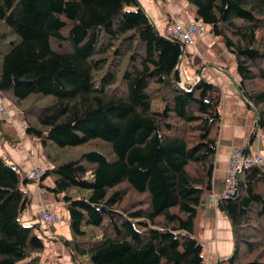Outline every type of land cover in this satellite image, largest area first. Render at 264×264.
<instances>
[{"label": "trees", "instance_id": "16d2710c", "mask_svg": "<svg viewBox=\"0 0 264 264\" xmlns=\"http://www.w3.org/2000/svg\"><path fill=\"white\" fill-rule=\"evenodd\" d=\"M183 1L232 56L264 135V0ZM184 48L136 0H0V96L11 94L49 166L33 182L0 157V264H39L40 223L21 221L31 183L67 214L70 264H204L198 221L221 93L202 78L180 88ZM32 94L53 99L37 114L41 129L19 106ZM89 142L96 151L74 161L47 153ZM216 207L229 223L228 264H264V166L245 169Z\"/></svg>", "mask_w": 264, "mask_h": 264}, {"label": "crops", "instance_id": "0c3cea01", "mask_svg": "<svg viewBox=\"0 0 264 264\" xmlns=\"http://www.w3.org/2000/svg\"><path fill=\"white\" fill-rule=\"evenodd\" d=\"M136 1L158 33H164L172 19L182 24L196 21L193 9L183 0ZM185 54L188 58L182 57L178 69L181 84L189 86L202 78L216 85L221 93L219 136L210 193L213 197H220L225 188L227 161L233 151L243 148L252 152L253 148H256L262 153L264 152V140L257 138L252 143H248L255 127V113L238 91L239 81L235 74L233 58L222 45L204 32L194 38V48L185 47ZM10 104L6 98L0 96V107L5 110V113H0V120L6 124L4 133H0V157L8 164L16 166L24 176L34 167L47 169L49 166L42 156L41 148L36 146L35 139L24 134V118L21 114L13 112ZM10 140H15L14 144ZM42 184L44 185V182ZM51 185L52 182L45 186ZM25 189L28 193L29 204L21 215V221L26 225H31L38 221L37 211L41 209L53 211L54 206L57 205L55 206L57 211L62 213L53 212V215L57 223L60 222V225L65 226L67 216L61 203H56L52 195L39 188L37 183L28 184ZM34 216L35 219L32 218ZM198 229L204 264H220L225 261L232 251L229 223L216 206L208 205L207 200L198 221ZM52 233L46 226L42 229L41 235L45 240L44 250L39 254V264L43 261L46 262L45 264H55L56 260L59 264H67L66 260L69 256L62 247L61 239Z\"/></svg>", "mask_w": 264, "mask_h": 264}, {"label": "built area", "instance_id": "2783aa9c", "mask_svg": "<svg viewBox=\"0 0 264 264\" xmlns=\"http://www.w3.org/2000/svg\"><path fill=\"white\" fill-rule=\"evenodd\" d=\"M205 26L200 21H194L187 24H182L176 19H172L170 24L166 27L165 33L168 37L183 47L194 48V38L199 34L205 32ZM163 34V33H159ZM196 52V50L194 51ZM182 58H179L176 70L179 76V66L181 64ZM195 83V82H194ZM193 83V84H194ZM178 84V83H177ZM180 88L184 89L189 86H184L180 82ZM0 113H5V110L0 107ZM252 152H246L243 148H237L233 151L229 157L225 170V180H224V192L220 197L228 198L231 197L236 191V180L240 174L249 167L253 165L264 166V152L260 153L256 148H253ZM45 167H34L28 173H26L25 178L37 182L40 177L44 174ZM220 197L209 196L207 203L210 206H216L217 200ZM37 219L40 224L50 225L56 223V218L53 213L47 209H41L37 213Z\"/></svg>", "mask_w": 264, "mask_h": 264}, {"label": "rangeland", "instance_id": "374dc122", "mask_svg": "<svg viewBox=\"0 0 264 264\" xmlns=\"http://www.w3.org/2000/svg\"><path fill=\"white\" fill-rule=\"evenodd\" d=\"M189 7L191 9H193L191 6H189ZM193 11H194V9H193ZM205 33H208L207 30H205ZM185 55H187V54H185V48H184V53H183L182 56L185 57ZM185 58H188V57L186 56ZM187 64H188V62H187ZM3 96L7 99V102L9 104L12 103V104H10L11 108H12V111L15 112L16 114H21V112L18 109V106L16 105L15 100L13 99L11 94L3 93ZM52 100L53 99L51 97H49V96L41 97L39 95L32 94V95H29L24 100H22L19 103V106L23 110L24 116H25L26 120L29 122V124H31V126H33L34 128H38V129L40 128L41 129L42 127H40L39 122L37 121V114L40 112V110L43 107L50 105ZM254 119H255V116H254ZM5 126H6L5 122L3 120L2 121L0 120V133L1 134L4 133L3 130H5ZM15 138H17L16 135H15ZM257 138H259L260 140H262V139L264 140L263 133H261L260 131H257L255 140ZM10 141H12L13 143L15 142V140H10ZM35 141H36V146L38 148H40L39 142L37 140H35ZM97 143L100 144L101 142L97 141ZM263 144H264V142H263ZM90 151H96V149H94L93 143L91 144V142H89L86 145L77 146V147H64V148L55 147V148H52V149L50 148V149L47 150V153L50 156H52L54 162H56L57 164H62V163H66V162H69V161H74L77 158H79V156L81 154H84V153L86 154V153H88ZM51 181H52V178L50 176H47L45 178V181H43V182H44V185H47ZM55 206H57V205H55ZM55 206H54L53 211H51V210H49V211H51L52 213L53 212L54 213H56V212L57 213H62V212H58L57 211L58 209ZM37 213H38V211H37ZM56 216L58 217V219H60V217L58 215H56ZM66 216H67V214H66ZM64 224H65V226L64 225H60V222L57 223V221H56V223H52L50 225L40 224V229L41 228L44 229V227L46 226V228L48 230H51L53 232L52 234H56L61 240H70L71 236H70V231H69V228H68V224H67L66 221L64 222ZM63 229H65V230H63ZM66 230H67V232H66ZM60 233H62V235ZM44 240L45 239H42L43 242H44ZM84 260H85V258H80V263L81 264H85ZM67 261H68L67 264H70V260L67 259L66 262ZM43 263L45 264L46 262L43 261L41 264H43ZM54 263L55 264H59V261L56 260V262H54ZM220 264H228V262L225 260V261H222Z\"/></svg>", "mask_w": 264, "mask_h": 264}, {"label": "water", "instance_id": "95a60500", "mask_svg": "<svg viewBox=\"0 0 264 264\" xmlns=\"http://www.w3.org/2000/svg\"><path fill=\"white\" fill-rule=\"evenodd\" d=\"M153 26V25H152ZM14 82L16 83V81L14 80ZM257 127L255 126L254 128H253V132H252V136L250 137V139H249V141H248V143L250 144V143H252L253 142V140L255 139V136H256V131H257V129H256Z\"/></svg>", "mask_w": 264, "mask_h": 264}]
</instances>
